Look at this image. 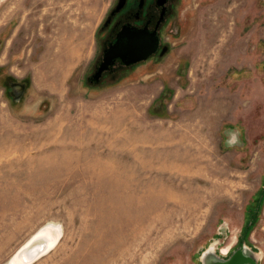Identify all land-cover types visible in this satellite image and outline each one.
<instances>
[{"label": "rangeland", "instance_id": "1", "mask_svg": "<svg viewBox=\"0 0 264 264\" xmlns=\"http://www.w3.org/2000/svg\"><path fill=\"white\" fill-rule=\"evenodd\" d=\"M113 1L0 0V264L48 224L32 264H264V0H178L160 64L92 85Z\"/></svg>", "mask_w": 264, "mask_h": 264}, {"label": "flooded vegetation", "instance_id": "2", "mask_svg": "<svg viewBox=\"0 0 264 264\" xmlns=\"http://www.w3.org/2000/svg\"><path fill=\"white\" fill-rule=\"evenodd\" d=\"M177 1L114 0L97 32L96 61L87 75L89 82L99 85L106 78L115 79L147 63L160 64L168 50L167 26ZM210 254L207 258L215 259L211 264H220L218 260L223 264H254L250 252L241 247L225 250L227 260L217 257L214 249Z\"/></svg>", "mask_w": 264, "mask_h": 264}, {"label": "bare ground", "instance_id": "3", "mask_svg": "<svg viewBox=\"0 0 264 264\" xmlns=\"http://www.w3.org/2000/svg\"><path fill=\"white\" fill-rule=\"evenodd\" d=\"M169 179L171 180L172 177L170 176ZM35 236H41L44 239V242L40 244V246L42 247H40L36 251L37 254L39 253V255L42 256L43 254L45 255L46 253H48L50 249H54V247H56L62 236V227L60 225L48 224L40 231H38ZM32 239L26 245H24L15 255H13L8 264H31V260L29 261V255H27V252L31 245H33ZM208 254L211 255L210 251ZM210 262H215V259H212V256H210V258H207L206 254L204 256V264H211ZM218 262L220 264H223L222 261L218 260Z\"/></svg>", "mask_w": 264, "mask_h": 264}, {"label": "water", "instance_id": "4", "mask_svg": "<svg viewBox=\"0 0 264 264\" xmlns=\"http://www.w3.org/2000/svg\"><path fill=\"white\" fill-rule=\"evenodd\" d=\"M32 242H33V245H31V247L29 248L28 252H27V255H29V261L30 263H34L38 258H40L41 256L39 255V253L37 254L36 251L42 247L40 246V244L42 242H44V239L43 237L41 236H35L33 239H32ZM51 250V249H50ZM49 250V251H50ZM36 253V254H35ZM44 255V254H43ZM42 255V256H43Z\"/></svg>", "mask_w": 264, "mask_h": 264}]
</instances>
